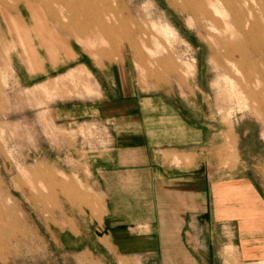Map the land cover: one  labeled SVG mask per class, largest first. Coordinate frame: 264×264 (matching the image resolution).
I'll return each mask as SVG.
<instances>
[{
    "label": "rangeland",
    "instance_id": "1",
    "mask_svg": "<svg viewBox=\"0 0 264 264\" xmlns=\"http://www.w3.org/2000/svg\"><path fill=\"white\" fill-rule=\"evenodd\" d=\"M228 1L0 0V264H100L64 241L99 217L83 159L105 146L108 68L221 130L217 153L238 143L264 188V33L230 29Z\"/></svg>",
    "mask_w": 264,
    "mask_h": 264
},
{
    "label": "crops",
    "instance_id": "2",
    "mask_svg": "<svg viewBox=\"0 0 264 264\" xmlns=\"http://www.w3.org/2000/svg\"><path fill=\"white\" fill-rule=\"evenodd\" d=\"M123 68L95 79L107 136L83 162L99 217L90 233L75 224L66 252L100 264H264V188L244 173L239 144L217 153L221 130L212 139L190 110L143 94Z\"/></svg>",
    "mask_w": 264,
    "mask_h": 264
},
{
    "label": "bare ground",
    "instance_id": "3",
    "mask_svg": "<svg viewBox=\"0 0 264 264\" xmlns=\"http://www.w3.org/2000/svg\"><path fill=\"white\" fill-rule=\"evenodd\" d=\"M74 1V0H72ZM237 4V5H236ZM242 4L245 5V8L242 7ZM253 5H257L261 11L264 13V2L263 0H231L226 2L225 4V12L229 19L226 18V21H229V28L235 31L236 33L244 34L245 31V25L248 24V31L254 32L257 31V33H264V23L258 22L257 20H247L246 14L244 10L252 11ZM244 9V10H243ZM208 10V9H207ZM218 12V11H216ZM100 15V14H99ZM247 20V21H246ZM217 21V20H216ZM215 22V21H214ZM218 23V21H217ZM219 24V23H218ZM264 35V34H263ZM262 77V76H261Z\"/></svg>",
    "mask_w": 264,
    "mask_h": 264
}]
</instances>
